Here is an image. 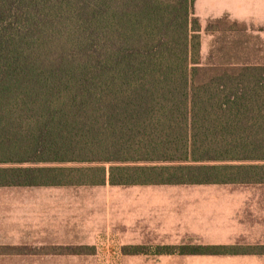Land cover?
<instances>
[{
    "label": "trees",
    "instance_id": "1",
    "mask_svg": "<svg viewBox=\"0 0 264 264\" xmlns=\"http://www.w3.org/2000/svg\"><path fill=\"white\" fill-rule=\"evenodd\" d=\"M195 1L0 0V187L264 185V66L202 65Z\"/></svg>",
    "mask_w": 264,
    "mask_h": 264
},
{
    "label": "rangeland",
    "instance_id": "2",
    "mask_svg": "<svg viewBox=\"0 0 264 264\" xmlns=\"http://www.w3.org/2000/svg\"><path fill=\"white\" fill-rule=\"evenodd\" d=\"M219 7L220 0L195 1L200 33L202 24L207 30L221 28L223 35L236 27L241 32L243 25L233 26L226 18L210 20L221 12ZM223 38L209 46L202 65H220L232 58L231 45L223 44ZM37 188H31L30 195L35 211L32 252L73 253L80 258L33 264H264V255L155 252L157 246L167 245L264 242V185L105 184L71 186L65 194ZM49 203L55 206H46Z\"/></svg>",
    "mask_w": 264,
    "mask_h": 264
},
{
    "label": "crops",
    "instance_id": "3",
    "mask_svg": "<svg viewBox=\"0 0 264 264\" xmlns=\"http://www.w3.org/2000/svg\"><path fill=\"white\" fill-rule=\"evenodd\" d=\"M206 1L208 2V0ZM220 1L222 2V7H219L221 12L215 14V17H210V20L226 18L233 26L241 24L244 27L241 32L237 31L239 27H236V30L231 29L229 33L223 35L221 28L207 30L202 24L201 63L205 55L212 49L209 46L217 45L219 37L224 36L222 43L231 45L229 51L232 58L226 59L227 63L212 65L264 66V0ZM226 49L228 50V48ZM244 52L245 54H243ZM203 65L205 64L203 63ZM70 187L50 186L42 189L57 190L63 194L68 192L66 189H70ZM31 188L38 189L27 186L0 187V264H33L34 260L72 261L80 258L79 255L73 253L32 252L31 220L32 212L35 211L32 210ZM46 206L55 205L49 203Z\"/></svg>",
    "mask_w": 264,
    "mask_h": 264
}]
</instances>
